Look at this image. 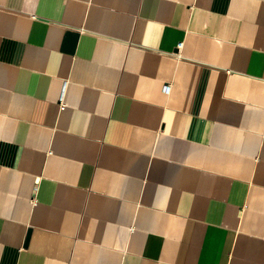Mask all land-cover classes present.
Segmentation results:
<instances>
[{
	"label": "crops",
	"instance_id": "0c3cea01",
	"mask_svg": "<svg viewBox=\"0 0 264 264\" xmlns=\"http://www.w3.org/2000/svg\"><path fill=\"white\" fill-rule=\"evenodd\" d=\"M0 264H264V0H0Z\"/></svg>",
	"mask_w": 264,
	"mask_h": 264
},
{
	"label": "built area",
	"instance_id": "2783aa9c",
	"mask_svg": "<svg viewBox=\"0 0 264 264\" xmlns=\"http://www.w3.org/2000/svg\"><path fill=\"white\" fill-rule=\"evenodd\" d=\"M178 47L181 48L182 47V43H180Z\"/></svg>",
	"mask_w": 264,
	"mask_h": 264
},
{
	"label": "water",
	"instance_id": "95a60500",
	"mask_svg": "<svg viewBox=\"0 0 264 264\" xmlns=\"http://www.w3.org/2000/svg\"><path fill=\"white\" fill-rule=\"evenodd\" d=\"M30 234V233H29ZM29 237V236H28ZM29 239V238H28Z\"/></svg>",
	"mask_w": 264,
	"mask_h": 264
}]
</instances>
